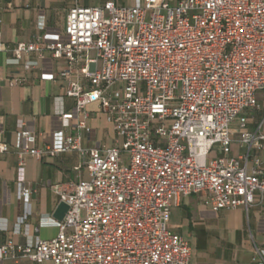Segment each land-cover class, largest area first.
I'll return each instance as SVG.
<instances>
[{
  "label": "built area",
  "instance_id": "obj_1",
  "mask_svg": "<svg viewBox=\"0 0 264 264\" xmlns=\"http://www.w3.org/2000/svg\"><path fill=\"white\" fill-rule=\"evenodd\" d=\"M11 51L10 63L26 71L64 60L60 77L67 82L58 98V143L37 148L33 126L20 121L18 225L28 220L33 193L29 158L76 151L88 178L49 184L69 207L63 220L52 219L57 236L9 239L0 244V262L192 264L191 245L169 227L179 198L205 193L214 211H248L257 196L264 199V119L252 128L244 115L261 110L264 0L75 5L62 32L38 34ZM4 82L15 88L24 79ZM66 97L75 102L70 112ZM93 103L113 125L111 146L85 147L80 134H64L69 127L90 131ZM8 150L0 142V153Z\"/></svg>",
  "mask_w": 264,
  "mask_h": 264
},
{
  "label": "crops",
  "instance_id": "obj_2",
  "mask_svg": "<svg viewBox=\"0 0 264 264\" xmlns=\"http://www.w3.org/2000/svg\"><path fill=\"white\" fill-rule=\"evenodd\" d=\"M113 1L117 5H133L135 0H0V33L5 50L0 52V142L9 146L0 153V244L15 238L25 243L29 237L52 239L59 229L52 224L60 204L59 197L49 184L78 181L88 178L76 151L54 157L29 158L25 176L33 193L26 211V224L18 225V216L24 207L17 199L20 171L16 144L21 120L30 122L36 132L37 148L56 144L60 136L53 133L60 128L57 112L61 109L58 98L65 96L67 82L60 77L66 66L64 60H45L38 67L26 71L13 65L12 48L20 42H30L38 34L63 31L67 16L75 5L96 7ZM49 71L54 79L43 77ZM22 78L18 87H10L4 80ZM75 102L65 98V112L73 110ZM90 131L69 127L65 135L80 134L85 147L111 146L115 132L108 116L99 103L87 108ZM254 128V125H251ZM241 152L233 144V154ZM205 193L179 198L172 207L169 227L189 242L192 264H264V199L257 196L254 206L214 211L205 204ZM0 264H39L27 258L6 259ZM42 264H53L46 261Z\"/></svg>",
  "mask_w": 264,
  "mask_h": 264
},
{
  "label": "rangeland",
  "instance_id": "obj_3",
  "mask_svg": "<svg viewBox=\"0 0 264 264\" xmlns=\"http://www.w3.org/2000/svg\"><path fill=\"white\" fill-rule=\"evenodd\" d=\"M258 100L261 105V110L256 112V111H247L244 115L249 118V123L251 125L256 126L261 120L264 119V91L259 92L258 94ZM237 123L233 124V127H236Z\"/></svg>",
  "mask_w": 264,
  "mask_h": 264
},
{
  "label": "water",
  "instance_id": "obj_4",
  "mask_svg": "<svg viewBox=\"0 0 264 264\" xmlns=\"http://www.w3.org/2000/svg\"><path fill=\"white\" fill-rule=\"evenodd\" d=\"M68 210H69L68 205H66L65 203L61 202L58 205V207H57V209H56V211L54 213V217L61 221V220L64 219V217H65L66 213L68 212Z\"/></svg>",
  "mask_w": 264,
  "mask_h": 264
}]
</instances>
